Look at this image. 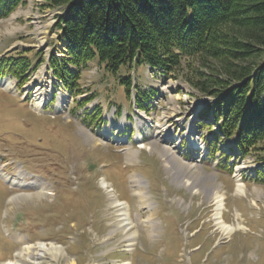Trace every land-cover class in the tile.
Returning <instances> with one entry per match:
<instances>
[{"label":"rangeland","instance_id":"obj_1","mask_svg":"<svg viewBox=\"0 0 264 264\" xmlns=\"http://www.w3.org/2000/svg\"><path fill=\"white\" fill-rule=\"evenodd\" d=\"M62 10L49 7L45 0H24L0 19V58L24 52L31 60L24 86L39 77L47 95L36 110L28 103L33 101V89L26 86L27 94L17 79L8 76L2 81L11 80L12 88L4 89L0 82L4 89H0V172L19 181L12 188L0 177V263L13 259L23 244L42 241L61 245L65 257L76 264H123L127 259L131 264H264V183L256 175L257 154H232L220 167L224 160L220 153L227 154L229 145L219 143L220 150L209 155L210 133L199 126L197 116L212 98L194 87L197 81L225 78L226 71L242 72L262 62V43L238 33V42L250 46L236 49L242 52L239 59H183L171 77H155L166 92L154 94L144 88L145 65L123 67L114 76L93 59L81 73L82 92L72 95L58 86L60 81L46 67L50 54H67L56 28ZM122 76H136L137 86H131L128 98L119 82ZM53 86L54 97L49 94ZM63 95L66 102L59 106ZM202 97L203 102L196 104ZM106 126L123 140L109 141L102 133ZM198 137L204 150L194 146L195 141L200 143ZM142 145L150 149L139 148ZM164 150H170L184 175L203 179L202 186L213 182L219 187L225 197L223 220L240 222L246 230L222 237L213 225V206L205 192L194 195L173 179ZM238 168L245 196L235 190ZM132 175L145 183V201ZM103 179L108 191L101 186ZM40 186H45L47 195H36ZM254 188L261 191L259 198ZM109 193L129 204L133 230L138 231L132 251H127L124 234L113 233L116 217ZM14 194L31 196L9 202Z\"/></svg>","mask_w":264,"mask_h":264},{"label":"trees","instance_id":"obj_2","mask_svg":"<svg viewBox=\"0 0 264 264\" xmlns=\"http://www.w3.org/2000/svg\"><path fill=\"white\" fill-rule=\"evenodd\" d=\"M45 1L49 7L63 9L56 28L61 31L59 38L67 54L62 58L51 55L49 63L72 95L82 92L80 76L93 59L114 76L123 67L132 69L141 64L175 73L183 59H239L242 52L236 49L250 46L238 42V33L257 37L255 41L264 46V0ZM22 3L24 0H0V19ZM30 65L24 52L3 55L0 78L11 76L22 85ZM225 75L194 83L213 99L198 114L200 126H206L211 134L209 155L214 157L220 150L218 144L227 143L229 152L220 153L223 168L232 154L244 157L256 153L260 165L256 175L264 183V60L242 72L226 71ZM119 82L128 98L131 76H122Z\"/></svg>","mask_w":264,"mask_h":264},{"label":"bare ground","instance_id":"obj_3","mask_svg":"<svg viewBox=\"0 0 264 264\" xmlns=\"http://www.w3.org/2000/svg\"><path fill=\"white\" fill-rule=\"evenodd\" d=\"M41 78L38 77V80H33L28 86V88H31L34 90V99H35V107H42L44 102L46 101L47 95L45 94L44 90V84L40 81ZM36 85V86H35ZM1 86L4 89H10L12 88V82L9 79H6L5 81H2ZM66 102V97L60 96L59 97V103L60 106L61 103ZM113 119V116H111V120ZM124 125V121L122 120L119 124V128H122ZM111 128V127H110ZM110 128L106 126L105 129H103L102 133L109 138V141H122L123 139L120 138L116 133H111ZM166 129H164L165 131ZM167 132L169 129L166 130ZM163 132V131H162ZM142 142V139L140 140ZM194 146L198 149L203 148V145L198 142H194ZM139 148L144 149H150L149 146L145 147V145L140 146ZM134 154V153H133ZM133 154L130 157V160H133ZM163 155L166 157V166L168 167L171 175L173 176V179L177 180L180 185L187 187L191 190V192L194 195H197L201 192H205L206 197L209 199V201L212 203L213 206V214H212V221L213 225L215 226V229L221 234L222 237L228 238L232 232L236 229L238 230H246V226L240 222H236V224H231L223 220V213L225 208V197L224 194L221 193L219 187H214L213 182H211V185L209 187L202 186L201 184L202 180H196L192 179L191 177L184 175L182 169H179L176 165V161L173 159L172 153L170 150H164ZM237 180H236V186L235 190L238 193V195L245 196L246 195V187L245 184L241 181L239 177V171L237 170ZM21 175V173L19 174ZM0 177L4 180H8V183L13 188L14 186L18 185L19 181L16 179H10L8 178L3 171L0 172ZM133 181L136 183L137 191L141 199L144 201L147 199V193L143 190L145 183L137 176L132 175ZM205 185V184H204ZM101 186L107 191L109 190L108 182L104 179L101 181ZM254 193L259 198L261 191L257 188H254ZM48 191L45 189V186H40L37 189L36 195L38 197L47 195ZM30 197L31 194H14L13 196L9 197L8 201L11 202L15 199H20L24 197ZM25 197V198H26ZM109 198L111 202V207L113 208L115 212V225L113 228V233L120 232L125 235L124 241L126 243V247L128 248L127 251H132L133 246L135 245L136 237L138 234L137 230H133L135 227V223L131 217V213L129 210V204L126 201L119 200L113 193H109ZM252 204L256 205L257 202L255 199H252ZM154 222H151V228L150 231L154 229ZM13 259L6 260L0 264H41L44 260H50V261H58L60 259H63L65 264H76V261L73 258L65 257V250L61 245H56L54 243H46L42 241H38L36 243H25L22 245V247L17 250L14 254ZM123 264H131L130 260H125Z\"/></svg>","mask_w":264,"mask_h":264}]
</instances>
